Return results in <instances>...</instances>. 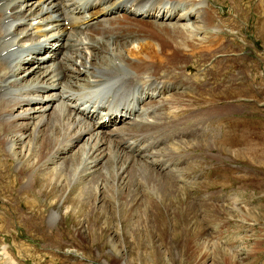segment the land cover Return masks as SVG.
I'll return each instance as SVG.
<instances>
[{"label":"rangeland","instance_id":"374dc122","mask_svg":"<svg viewBox=\"0 0 264 264\" xmlns=\"http://www.w3.org/2000/svg\"><path fill=\"white\" fill-rule=\"evenodd\" d=\"M218 1L213 0L217 6ZM231 2L221 6L228 11ZM262 7L258 0H236L230 16L236 25L226 19L221 37L227 51L218 62L219 83L226 82L210 88L211 97L202 101L208 108L215 103L224 116L217 128L205 137L185 132L178 146H170L175 155H160L185 168L178 169L176 191L160 186L157 192L165 197L154 204L146 187L155 181L146 185L132 178V162L123 173V161L116 170L110 161L108 174L102 169L82 178L74 166L63 170L42 163L35 166L33 185L24 187V176L21 186L35 196L31 206L17 207L19 190L12 188L14 196L7 199L0 189V263L6 247L14 264H264V14L257 10ZM177 101L175 107L183 104ZM47 132L41 129L31 140L35 155ZM21 149L9 153L6 163L21 160L28 174L34 158ZM162 176L169 184L178 178ZM13 177L23 178L18 170Z\"/></svg>","mask_w":264,"mask_h":264},{"label":"bare ground","instance_id":"6f19581e","mask_svg":"<svg viewBox=\"0 0 264 264\" xmlns=\"http://www.w3.org/2000/svg\"><path fill=\"white\" fill-rule=\"evenodd\" d=\"M55 1L59 0H52V2ZM101 1L95 0V2ZM129 1L131 3V0ZM194 1H197V4L201 3L200 0H190L188 3ZM38 2L37 0H0V142L7 148V154L13 153L15 148L23 145L21 153L33 155V161L30 165L27 164L33 171L26 174L20 170L22 177H28L24 187L33 185L35 166L39 167L48 161L55 163L63 170L70 169V165L74 166L77 178H82L84 174L96 176L101 173L99 170L102 169L108 174L111 169L108 164L110 161L114 162V164L112 162L113 170L118 169V163L123 161L120 173L126 172L129 163L132 162L130 174L132 178H137L146 185L150 184V178L155 181L146 187L154 197L153 203L165 197L157 192L160 186H164L165 190L171 188L172 191H176L179 186L177 184L178 175V178L172 179L170 184L166 183V180H161L162 174L131 156L135 155L136 147L143 138L135 131L138 125L143 124L138 121L139 113L137 112L132 119L131 109L118 105L116 101L112 103L111 108L99 106L100 87L93 82L106 64H113L123 59L129 60L130 57H139L145 52L151 53L156 43L137 39L117 45V43L102 40L107 35L123 34L131 20L128 14L118 19H111L109 26L98 27L94 26V23L98 22V20L94 21L97 18L77 21V17L73 16L79 13L75 5L76 1L66 4L63 8L44 6ZM258 4L263 5L262 9H257L263 15L264 0H258ZM117 9L116 6H108L103 8L102 15L108 17ZM195 9L193 17L197 20L191 25L187 24L184 28H189L197 34L198 31L207 29L213 22V18L207 9L200 6ZM68 17H72L69 26H63L62 21ZM166 27L172 36L162 37L160 50L168 53V60H173L178 49L187 47L189 42L186 40L182 26L174 24ZM56 29L59 31L56 32ZM21 32L23 35L19 34ZM62 39L64 42L60 43ZM201 39L205 38L201 36ZM12 46L18 49L10 51L9 48ZM88 49H91L90 53ZM33 56L37 57V61L31 65L30 61ZM44 59L48 61L45 62ZM76 60L85 65V72L72 67L76 66ZM28 62L30 65L24 66ZM54 62L57 69H60L66 76L72 77L73 80L61 83L60 78L56 79L54 71L48 69L53 66ZM22 65L25 71L32 69L35 74L23 79V75L18 73ZM42 68H44L43 71ZM37 70H41L40 76L36 73ZM80 74L84 77H80ZM47 89L57 91V96L35 98L37 90L46 91ZM184 95L185 92L176 94L172 103L174 104L175 100ZM212 101L209 102L212 103ZM46 107H50L48 111L43 110ZM211 107H213L211 115L215 109L219 112L216 105ZM99 113L97 121L84 120ZM160 117L166 116L161 115ZM116 120L131 122L133 125L129 131H122L114 124H111L112 128L106 127L109 122ZM147 124L154 125L149 122ZM44 128H47L48 132L46 136H43L40 155H35L31 140H37L39 132L41 129L44 132ZM104 129L107 131H103ZM11 133L15 134L11 135ZM160 143L156 146L155 151L157 152L153 151L147 156L148 158L161 153L163 148ZM127 148L131 149V154H128ZM168 152L167 148L163 150V153ZM88 163L91 164L87 165ZM20 168L24 169V166L19 161L17 169ZM170 175L175 176L174 173ZM157 184L158 188H155ZM56 218L57 213L53 211L49 223L54 225ZM3 254L5 258H8L6 251H3ZM11 262L7 260L6 264H11Z\"/></svg>","mask_w":264,"mask_h":264}]
</instances>
